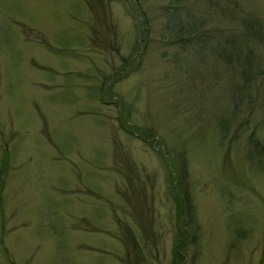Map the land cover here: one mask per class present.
<instances>
[{"label":"rangeland","instance_id":"obj_1","mask_svg":"<svg viewBox=\"0 0 264 264\" xmlns=\"http://www.w3.org/2000/svg\"><path fill=\"white\" fill-rule=\"evenodd\" d=\"M252 135L264 0H0V264H169L187 194L185 264H264Z\"/></svg>","mask_w":264,"mask_h":264},{"label":"trees","instance_id":"obj_2","mask_svg":"<svg viewBox=\"0 0 264 264\" xmlns=\"http://www.w3.org/2000/svg\"><path fill=\"white\" fill-rule=\"evenodd\" d=\"M254 29V28H253ZM193 32H190V34L187 36L188 41L191 40V37H193ZM178 40H180V42H184L182 36L178 37ZM235 48L233 47L231 49L232 51ZM252 49L249 51V53L252 54ZM230 53L228 52V55ZM113 76V74H112ZM122 117L119 125L120 127L123 129L126 127L129 128V132L134 133L136 131H134V128H132L129 124H128V119L127 118H123L124 113L120 114ZM141 135H139V137L141 139H145V141L147 139H149L151 137V132L150 129L149 130H142L139 132ZM253 136V135H252ZM252 140L256 143V146L261 145L264 149V144L258 141L257 136H253ZM148 144V143H147ZM263 149H254V150H258L260 152H264ZM5 167H6V159L2 158L1 161V167H0V176L4 173L3 171H5ZM185 192V191H183ZM187 194V193H186ZM175 203L177 204V232H176V237L173 243V247H172V252H171V260L169 264H185L186 261V256H185V246L187 245V243L189 242H194L195 239L194 238V234H191L188 230V224H190L193 221V206L191 203H188L189 201V196L187 194V196H184L183 198L179 199L178 196H175L174 198ZM130 234V239H131V243L133 245V247L131 248L132 253H134L135 255H137L136 258H133V263L134 264H139L140 260L143 258L142 256V251L140 250V245L138 244V242H136L134 240L133 234ZM127 264H130V260L127 261Z\"/></svg>","mask_w":264,"mask_h":264}]
</instances>
